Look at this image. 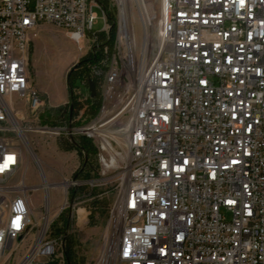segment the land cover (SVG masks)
<instances>
[{
    "label": "built area",
    "instance_id": "obj_1",
    "mask_svg": "<svg viewBox=\"0 0 264 264\" xmlns=\"http://www.w3.org/2000/svg\"><path fill=\"white\" fill-rule=\"evenodd\" d=\"M110 11L115 40L79 74V106L42 122L33 32L52 24L98 49ZM88 79L100 106L86 121ZM28 112L33 126L22 128ZM29 132L85 136L101 174H118L114 250L96 264H264V0H0V185L22 167ZM10 192L0 264L38 225L27 195ZM46 218L16 264H53L62 238Z\"/></svg>",
    "mask_w": 264,
    "mask_h": 264
},
{
    "label": "rangeland",
    "instance_id": "obj_2",
    "mask_svg": "<svg viewBox=\"0 0 264 264\" xmlns=\"http://www.w3.org/2000/svg\"><path fill=\"white\" fill-rule=\"evenodd\" d=\"M95 11L99 20L94 25V30L100 32L104 27L102 12L97 9ZM133 19L140 46V23L136 15ZM109 24L111 26L110 22ZM153 33L156 41V28ZM89 51L86 40L77 44L64 30L52 24L38 25L31 36L29 71L33 85L47 107L65 111L67 103L58 107L51 104H57L62 98L69 99L68 74L75 70ZM35 81L45 85L47 95L36 87ZM73 83L81 87L78 78L75 77ZM29 115L30 112L21 122L22 128L33 126ZM91 118L88 109H85L83 119L89 121ZM25 134L32 153L25 151L18 174L7 185H0V221L3 215L1 209H5L6 205L5 198L12 195L10 191H16L27 195L38 225L19 242L10 264L19 262L35 243L45 227L46 216L55 220L49 235L62 238L55 264H96L105 257L103 250L107 234L113 232L114 237L115 225L111 224V212L119 191L118 174H101L97 148L96 155L86 159L76 150H67L72 146V139L32 132ZM46 178L52 186L49 195L42 187ZM73 181L77 185L70 184ZM65 203L68 208L60 212V208L56 207Z\"/></svg>",
    "mask_w": 264,
    "mask_h": 264
},
{
    "label": "trees",
    "instance_id": "obj_3",
    "mask_svg": "<svg viewBox=\"0 0 264 264\" xmlns=\"http://www.w3.org/2000/svg\"><path fill=\"white\" fill-rule=\"evenodd\" d=\"M108 19L111 23V28L109 30V33L106 35L105 33H101L100 34V38H99V48L96 49H92L88 52V54L86 56H84L79 63L77 64V66L75 67V70L71 71L68 74V78H67V88L69 91V102L68 105H66V108L68 107L69 110V114L70 115L72 113V110L75 108H77L79 105L75 100V97L73 96V88L75 87L73 80L76 78L79 79V74L82 73V71L87 67V65L89 64H96L98 63L101 58H102V53H101V48L104 45L109 46V48L111 49L115 40V34H116V25H115V15H114V11H110L108 13ZM77 71H79L78 73H76ZM88 114L90 115V117H94L97 112H98V108L100 106V99H99V95L97 93V95L95 97H91L88 100ZM61 108H57V109H52V108H48L46 113L43 116V121L44 122H49V119L51 117V115H58L60 114ZM67 150H76L79 154H82L86 157H90L91 155H96V149L93 145V142L91 139L85 137V136H80L78 138H74L72 139V146H70ZM53 264H55L53 262Z\"/></svg>",
    "mask_w": 264,
    "mask_h": 264
},
{
    "label": "bare ground",
    "instance_id": "obj_4",
    "mask_svg": "<svg viewBox=\"0 0 264 264\" xmlns=\"http://www.w3.org/2000/svg\"><path fill=\"white\" fill-rule=\"evenodd\" d=\"M145 34H147V32H145ZM74 37L77 38L78 35H74ZM146 37H147V35H146ZM70 39L73 40V38H71V37H70ZM23 140H24L25 146L27 145V147H28V148H26V149H28L27 151L32 153V148L27 144L28 141L25 138H23ZM10 180H12V179H7V183ZM42 187H43L44 191L46 192V194L49 195V191H50L52 186L47 182V178H46L45 182L43 183ZM46 220H47V218L45 219V222H46ZM113 240H114L113 232L108 233L107 237H106V240H105V244H104V250H103V252H104L106 257L112 256V254H113V250H114L113 249L114 248L113 247V245H114V241Z\"/></svg>",
    "mask_w": 264,
    "mask_h": 264
},
{
    "label": "crops",
    "instance_id": "obj_5",
    "mask_svg": "<svg viewBox=\"0 0 264 264\" xmlns=\"http://www.w3.org/2000/svg\"><path fill=\"white\" fill-rule=\"evenodd\" d=\"M35 85H36V87L41 91V92H43V93H45L46 94V91H45V85L43 84V83H41V82H39V83H36V81H35ZM47 95V94H46ZM69 102V99L67 100V99H65V98H62V100H60L57 104H51V106H53V107H58V106H60V105H62V104H66V103H68ZM40 155V154H39ZM56 208H60V205H58Z\"/></svg>",
    "mask_w": 264,
    "mask_h": 264
},
{
    "label": "water",
    "instance_id": "obj_6",
    "mask_svg": "<svg viewBox=\"0 0 264 264\" xmlns=\"http://www.w3.org/2000/svg\"><path fill=\"white\" fill-rule=\"evenodd\" d=\"M88 88H89L90 96L95 97L97 95V88L94 80L88 79Z\"/></svg>",
    "mask_w": 264,
    "mask_h": 264
}]
</instances>
